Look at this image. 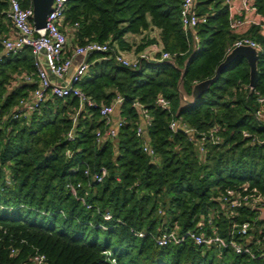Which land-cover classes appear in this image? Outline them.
Listing matches in <instances>:
<instances>
[{
  "label": "trees",
  "instance_id": "obj_1",
  "mask_svg": "<svg viewBox=\"0 0 264 264\" xmlns=\"http://www.w3.org/2000/svg\"><path fill=\"white\" fill-rule=\"evenodd\" d=\"M181 1L66 3L61 29L73 31L72 47L94 41L125 50L126 35L139 36L151 28L158 31L164 51L173 55V63L142 61L133 70L97 60L96 55L89 59L94 62L77 87L97 106L117 96L123 99L117 116L125 121L114 141L104 136L97 141L96 131L105 130L97 107L83 106L73 122L79 103L72 97L50 96L26 117L14 118L19 101L37 86L34 56L30 48L1 56L0 264H30L35 253L47 264H264L259 257L264 252V220L248 206L234 210L221 201L230 191L264 199V123L255 118L257 97L264 96V34L255 25L235 34L224 0H198L197 13L205 22L196 27L198 44L192 51L180 24ZM18 2L23 9L31 5L30 0ZM254 7L264 18V0H255ZM8 8V0H0L1 34L9 26ZM243 37L262 49L255 87L250 89L249 69L240 57L192 106L181 108V73L182 90L190 95L194 84L213 77ZM146 42L137 52L157 43ZM158 96L170 101V112L154 106ZM135 100L152 118L145 140L155 159L143 153V139L135 135ZM173 119L196 132L218 126L222 144H208L201 155L183 130H169ZM102 169L103 180L92 181ZM105 213L110 221L103 219ZM244 222L251 229L240 236L233 226ZM200 224L207 235L215 232L224 240L247 244L255 258L197 246L188 239L162 247L156 243L163 232L183 236Z\"/></svg>",
  "mask_w": 264,
  "mask_h": 264
},
{
  "label": "built area",
  "instance_id": "obj_2",
  "mask_svg": "<svg viewBox=\"0 0 264 264\" xmlns=\"http://www.w3.org/2000/svg\"><path fill=\"white\" fill-rule=\"evenodd\" d=\"M68 0H52L50 12L46 18L45 28L36 30L33 25V9L32 5L28 8H21L18 0H8L9 8L6 18L9 21V29L6 33H0V46L5 55H14L24 48H30L34 56L35 76L37 78V86L30 93V97L26 100H20L13 114L14 118L26 117L31 112H34L38 107L46 101L50 96L57 98L72 97L76 98L79 103V110L75 112L73 122L83 106L97 107L99 118L104 122V132L96 131L97 141L106 137L114 141L117 137V130L124 125V118L117 116L120 105L123 102L122 97L117 96L107 105H96L88 96H86L78 87L77 84L86 75L87 70L92 62L89 59L93 56H99L97 60L112 61L114 64L130 70L137 69L140 62H170L173 63V55L164 51L160 41L156 44L149 45L141 51H136L135 45H130L128 50H121L116 43H99L94 41H85L83 45L69 47V39L67 33L61 29L64 13L66 11V3ZM198 0H182L179 6V18L182 31L186 39H190L192 51L197 50L198 38L196 35L197 25L205 22L204 16H199L197 13ZM225 6L228 8L230 29L233 32H238L245 24H251L260 27V33L264 34V24L259 20L264 19L256 13L254 7L255 0H224ZM253 16V17H252ZM251 18H257L253 20ZM78 25L75 23L74 27ZM137 36L126 35L125 42L135 40ZM249 46L259 55L262 51L260 45L249 38H241L234 43V47ZM82 58L81 61L73 65L75 58ZM1 62V55H0ZM72 70V71H71ZM71 71V72H70ZM26 83H32V79L28 76L24 77ZM252 89V88H250ZM257 103L259 110L255 114L256 120L264 123V96L258 95ZM154 106L170 112L171 103L162 96H158L154 101ZM132 107L136 110L139 123L135 129V135L143 139L142 151L152 159H155V153L145 140L146 130L151 125L152 118L149 112L138 101L132 103ZM171 132H176L177 129L183 130L189 140L194 142L201 155L205 153V148L208 144L216 146L222 144V138L219 136L218 126H213L207 131L196 132L192 128L176 120H171L168 126ZM244 138H249L250 135L242 132ZM67 139H72V132H69ZM255 143V142H253ZM259 143V142H257ZM260 144H264L262 141ZM85 176H90L88 170L84 172ZM106 175L104 169L100 174L92 176V181L100 183ZM76 187H80L77 184ZM70 191L75 195V189L72 185H68ZM221 201L229 209H237L243 206H248L250 209L264 207V199L249 196H239L235 192L221 197ZM105 221L111 220V215L105 213L103 215ZM210 223V222H209ZM202 224L196 229L188 231L183 236L177 232H163L157 237L156 243L158 246H166L167 244H179L184 239L192 241L197 246H216L220 248L231 249L237 255H247L250 258H255L251 248L245 243H239L234 239L224 240L217 233L207 235L202 230ZM237 234L245 236L251 229V225L247 222L241 225L233 226ZM137 237L143 238V233H138ZM260 259L264 263V252L260 254ZM30 264H47L43 255L35 253Z\"/></svg>",
  "mask_w": 264,
  "mask_h": 264
},
{
  "label": "water",
  "instance_id": "obj_3",
  "mask_svg": "<svg viewBox=\"0 0 264 264\" xmlns=\"http://www.w3.org/2000/svg\"><path fill=\"white\" fill-rule=\"evenodd\" d=\"M33 9V25L36 30L45 28L46 18L50 12L52 0H30ZM243 58L249 69V87L254 88L258 79V54L255 49L249 46H238L232 48L224 60L217 66L213 77L196 83L191 88L190 95H186L182 90L183 72L177 83L178 97L180 100V107L186 108L192 106L197 99L202 96L209 88L210 85L214 84L219 76L222 74L225 68H227L234 60ZM72 71V70H71ZM70 71V72H71ZM264 146V144H263ZM254 211L259 213L261 220H264V207L254 208Z\"/></svg>",
  "mask_w": 264,
  "mask_h": 264
},
{
  "label": "crops",
  "instance_id": "obj_4",
  "mask_svg": "<svg viewBox=\"0 0 264 264\" xmlns=\"http://www.w3.org/2000/svg\"><path fill=\"white\" fill-rule=\"evenodd\" d=\"M253 17V16H252ZM248 18H250V19H253V20H258L257 18H251V17H248ZM259 22L260 23H262V24H264V19H261V20H259ZM250 26H252L251 24H245V26L242 28V29H240L237 33L236 32H234L235 34H237V35H240V34H244V33H246V31L248 30V28L250 27ZM6 27V32L8 31V29H9V26H5ZM73 31L71 30V29H67L66 30V33H67V35H68V38H69V41H70V43H69V45H71V46H69V47H72L73 46V44H72V42H73V40H74V36H73V33H72ZM141 39V41L139 42V45H138V42L136 43V42H134V40H131L130 42H128V43H126L127 44V48H125L126 50H128L129 49V47H130V45H135L136 46V51H137V48H139V46H141V45H144V44H146L147 42L146 41H148V40H151L152 42L151 43H153V41L155 42H158V31L156 30V29H149L148 31H145L143 34H141V35H139V36H137V37H135L134 39H135V41L137 40V39ZM191 40L190 39H188V42H190ZM155 42V43H156ZM191 43V42H190ZM150 45V44H149ZM148 44L146 45V47L147 46H149ZM0 55L1 56H4L5 55V53L4 52H2V50H1V52H0ZM81 59L82 58H75V60H74V62H73V65H76V64H78L80 61H81Z\"/></svg>",
  "mask_w": 264,
  "mask_h": 264
},
{
  "label": "rangeland",
  "instance_id": "obj_5",
  "mask_svg": "<svg viewBox=\"0 0 264 264\" xmlns=\"http://www.w3.org/2000/svg\"><path fill=\"white\" fill-rule=\"evenodd\" d=\"M140 41H141V39H139V38L136 41L134 40V42H136V43L138 42V45H139ZM69 43H70V41H69Z\"/></svg>",
  "mask_w": 264,
  "mask_h": 264
}]
</instances>
